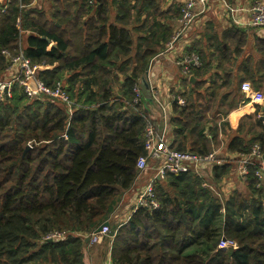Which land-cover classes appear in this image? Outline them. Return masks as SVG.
Returning <instances> with one entry per match:
<instances>
[{
	"label": "trees",
	"instance_id": "1",
	"mask_svg": "<svg viewBox=\"0 0 264 264\" xmlns=\"http://www.w3.org/2000/svg\"><path fill=\"white\" fill-rule=\"evenodd\" d=\"M31 1L24 0L23 8L12 2L4 13L0 1V75L9 66L2 52H14L24 40L25 57L46 67L40 79L51 89L61 86L73 114L46 97L27 100L16 85L0 104V264H86L85 238L105 223L113 237L112 264H264V177L257 175L256 162L247 167L242 189L227 197L203 183L217 185L234 171L231 163L212 166L203 179L191 172L167 174L155 183L156 209L139 207L120 227H111L112 214L139 176L138 159L147 156L148 120L158 131L162 127L150 116L152 102L135 89L173 38L165 24L170 11L162 10L160 0H113L123 24L107 25L104 0H50L49 23ZM131 13L138 25L130 31ZM242 34L228 29L221 43L210 33V56L198 45L188 51L200 66L190 68L195 82L182 78L174 94L172 149L208 155L219 144L210 109L231 104L227 93L219 94L240 90L245 81L259 90L264 60L253 64L248 57L239 65L242 76H230L232 60L246 44ZM256 51L264 58L263 40ZM253 108L236 131L248 139L232 137L229 154L246 156L257 146L264 155V102ZM221 240L234 241L236 248L218 249Z\"/></svg>",
	"mask_w": 264,
	"mask_h": 264
},
{
	"label": "built area",
	"instance_id": "2",
	"mask_svg": "<svg viewBox=\"0 0 264 264\" xmlns=\"http://www.w3.org/2000/svg\"><path fill=\"white\" fill-rule=\"evenodd\" d=\"M4 13L12 2H16L20 8H23L24 0H0ZM35 1V0H34ZM32 1V3L34 2ZM93 0H90L92 3ZM211 0H181L178 27L175 30L172 40L166 45V51L172 49L173 45L182 36L188 34L190 29L193 27L198 14H202L207 9L208 3ZM225 4V9L228 13L233 14L239 12L238 9L229 7L225 3V0H219ZM31 3V4H32ZM197 10L198 13H197ZM250 15L249 21L246 23L248 27H264V3L260 1L254 2L247 10ZM18 42L17 48L14 52L5 50L2 55L8 60L9 66L6 70L7 78L0 81V104L11 97L12 89L16 85L18 86L22 93L26 96L28 100L42 99L46 97L50 100L59 101L65 103L69 109V114H73L72 102L69 100L67 94L63 91L59 84L55 88L51 89L47 87L44 82L40 79L38 73L41 70L46 69L44 66H35L31 61L25 57L23 52V45ZM177 66L180 69V78L190 77V68L199 67L200 62L195 54H185L182 55L177 60ZM150 86L149 79L147 80ZM151 90V87H149ZM141 90L135 89L136 96H139ZM152 92V91H151ZM241 92L253 103L262 104L264 102V95L260 92H255L251 85L247 82L242 83ZM137 99H135L136 102ZM178 105L184 106L185 101L181 98L176 100ZM163 110V106L159 104ZM65 137V136H64ZM31 148V146H28ZM144 148L147 152L146 157H141L137 161L136 168L139 175L147 172L150 169L148 161L153 162L152 168L154 170V176L148 180L147 184L144 186L143 190L138 193L134 206L132 210L127 215L124 222L128 220L130 215L139 207H150L156 209L157 202L155 200V183L156 180H163L167 174H179L191 172L194 175L204 178L202 175L203 169H211L214 165H223L226 163H231L228 161L227 154L225 152V145L220 144L218 147H214L212 151L206 156H199L187 151H177L170 147L167 141V135L165 129L159 130L156 126L148 120L147 125L144 130ZM223 154L225 158H221L220 155ZM264 155L260 154L259 148L254 146L251 153L246 156L239 155L234 156L233 165L235 168L234 173L235 178L234 183L227 181L224 178L221 182L217 184L220 187L224 197H227L231 191H233L235 184L241 183L244 180V175L247 172V167L252 163L256 162L260 164V172L257 175L264 177ZM229 175V177H230ZM203 187L210 188L215 194L214 186H209L208 182L204 181ZM222 187V188H221ZM221 197L220 194H216ZM120 223L119 227L124 223ZM109 235V225L102 226L100 232H92L89 237V242L95 244L99 243L103 237H108ZM58 236H52L50 239H54ZM59 238V237H58ZM113 237H111L112 241ZM226 248H236V243L231 240H221L218 245V249Z\"/></svg>",
	"mask_w": 264,
	"mask_h": 264
},
{
	"label": "crops",
	"instance_id": "3",
	"mask_svg": "<svg viewBox=\"0 0 264 264\" xmlns=\"http://www.w3.org/2000/svg\"><path fill=\"white\" fill-rule=\"evenodd\" d=\"M104 1L108 4V11L106 14L107 25L112 24L121 26L123 23L117 20L118 13L116 10V5L112 3L113 0ZM256 1L264 3V0H225V3L228 4L229 7L239 10V12L230 14L225 9V4L223 2L219 0H211L208 3L205 12L197 15L195 24L190 29L188 34L178 39L177 42L173 45L172 49H170L169 51L163 50L162 53H160L151 60L148 68V75L146 76L147 79H149L150 81L149 87H151L150 91H152L151 95L153 98L152 106L150 108V116L151 118L156 120L157 123H160V126H162L159 130L165 129L167 141L170 146L172 141V128H170L169 126L168 117H170L172 114L171 106L172 102L174 101V94L179 91L181 86L180 69L176 64L177 60L182 55L188 54V51L193 48V45H198V47H200V49L206 54V56H210L211 53H213V50L210 47L212 45V41H207L208 37L210 36V33L211 36H216L219 42L222 43L223 33L228 29L236 27L243 33L242 36H244L246 44L243 47L241 56L236 58V60H232L235 62L232 74L230 75L232 81L237 79V77L242 76V72L239 69V65L248 57H251L253 59V64L260 63L259 61L264 60V58L260 56V54L256 51V43L257 40L264 41V27L254 28L248 27L246 25L250 18V15L248 14L247 10ZM160 3L163 11L167 9L170 11L169 14H167L166 16V27L171 29V32L175 31L178 27L179 8L181 5V0H160ZM198 11L199 10H197V13ZM128 20L130 23L128 29L131 31L133 27H137L138 25L134 21V13H131V16ZM232 35H234L233 32ZM236 35H234V37H236ZM132 36L133 39L136 40L138 34L133 33ZM22 41L23 42L21 43L24 46V40ZM262 74V83H260V88L258 91L253 89L249 81H245L251 85L252 89L255 92H260L261 90L264 91V72L259 71L258 77L262 76ZM209 77L210 75L204 78L206 79V86H208L209 82L211 81ZM241 85L240 90L236 91V87H232L228 90L222 91L219 94L221 96L222 94L224 95L227 93L229 102H231L230 106L236 105L235 108H232L233 106L230 108L229 106L230 109H227V107L223 106L220 108L221 111H218V106L215 104L214 107L210 109V113L208 114V119L212 120L214 118V122H217L219 127L218 146L220 144H224L226 148V144L234 136H239L245 140L248 139V136L245 135V132L241 133L240 135L236 132L241 118L247 115H252L255 111V109L253 108L254 103L251 102L248 98H245V95L241 92ZM159 104L163 106V110L161 109ZM224 112L227 113L225 114ZM214 122H209V125L212 126V123ZM226 154L229 159L228 161H231V164L233 165L234 155L229 154L227 151ZM151 174L152 178L154 176L153 169ZM202 175L203 177L210 176L211 169H203ZM140 176L141 175L138 176L134 185L137 181H139V179L142 178H139ZM230 176L233 179L235 178L234 173ZM143 188H140L136 192V195L134 196L135 199L138 193L143 190ZM233 189H242L241 183L235 184V187ZM125 197H129L128 191L123 194V198ZM133 206L134 204L129 205L128 210L131 211Z\"/></svg>",
	"mask_w": 264,
	"mask_h": 264
},
{
	"label": "rangeland",
	"instance_id": "4",
	"mask_svg": "<svg viewBox=\"0 0 264 264\" xmlns=\"http://www.w3.org/2000/svg\"><path fill=\"white\" fill-rule=\"evenodd\" d=\"M31 5H32V6H30L31 8L38 10V11H41L42 13H46V17H45L46 21H48L49 23H51V21H52V23L54 22L53 20L50 19V14L52 13L51 12L52 11L51 10L52 1H50V0H35ZM21 42H23V41L21 40ZM7 76L8 75L6 74V72L4 74L0 75V81L5 80L7 78ZM260 92L264 95V91L261 90ZM28 146H30V145H27V147ZM28 148H30V147H28ZM220 157L225 158V156L223 154H221ZM148 164L150 166V169L147 170V172H145L146 174L143 173L139 177V178H141V177L142 178L136 182V184L133 186V188L130 191H128L129 197L123 198V196H122L120 203L116 207V209H115V211L112 214V217L110 219V224H111L112 228L116 229L117 227H119L120 223L125 221L128 213L130 212L128 210L129 205H133L135 203V197L134 196L136 195V192L140 188H143L147 184V182H148L147 180L149 178H151V176H152V174H151L152 169L151 168H152L153 162L151 160H149ZM225 178H227V181H229L230 184L234 183V180L231 176L230 177L227 176ZM205 181H207V180H205ZM213 186H214L216 194L221 195L222 191H221L220 187H218L217 185H213ZM59 237H63V235H59ZM54 239L56 240V239H58V237H56ZM86 243H87V245L84 247L86 264H112V262H111V236L103 237L99 243L93 244L89 241Z\"/></svg>",
	"mask_w": 264,
	"mask_h": 264
},
{
	"label": "water",
	"instance_id": "5",
	"mask_svg": "<svg viewBox=\"0 0 264 264\" xmlns=\"http://www.w3.org/2000/svg\"><path fill=\"white\" fill-rule=\"evenodd\" d=\"M147 75H148V70H147L145 76L141 79V82H140V90H141V93H142L143 97L147 101L153 102V98H152L151 91H150V88H149V84H148V81H147L148 79L146 77ZM189 82L190 83H194L195 82V79L192 76H190L189 77ZM263 161H264V157H263ZM105 225H108V223H105L104 226ZM101 229H102V227H99L96 232H100ZM85 240H86V242H88L89 241V237H86Z\"/></svg>",
	"mask_w": 264,
	"mask_h": 264
}]
</instances>
